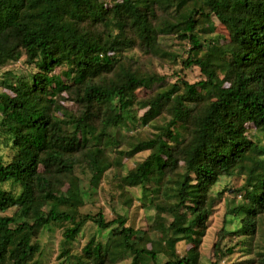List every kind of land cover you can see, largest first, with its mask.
Returning a JSON list of instances; mask_svg holds the SVG:
<instances>
[{
    "label": "trees",
    "instance_id": "16d2710c",
    "mask_svg": "<svg viewBox=\"0 0 264 264\" xmlns=\"http://www.w3.org/2000/svg\"><path fill=\"white\" fill-rule=\"evenodd\" d=\"M106 1L0 0V264H39L63 223V244L108 232L65 248L69 264H203L220 201L238 225L217 231L212 264H264V0ZM181 57L175 81L158 71ZM105 184L114 211L140 188L151 222L88 209Z\"/></svg>",
    "mask_w": 264,
    "mask_h": 264
},
{
    "label": "rangeland",
    "instance_id": "374dc122",
    "mask_svg": "<svg viewBox=\"0 0 264 264\" xmlns=\"http://www.w3.org/2000/svg\"><path fill=\"white\" fill-rule=\"evenodd\" d=\"M107 2L106 0H104ZM217 24V31L222 33L225 37L228 36V32L226 31L225 27L221 25L217 20H215ZM56 34L52 31L49 33V38L55 37ZM175 48L180 52L183 56L185 54V46L180 45L177 42H174ZM182 57L178 59V62H172L165 68H158V71L167 74L168 79L171 81H175L177 79V74L175 71H180L182 67ZM181 75L185 76L186 79L190 82H197L202 78L200 69L198 67H190L183 69ZM151 90H143L140 93H148ZM4 147V146H3ZM5 153H8V148L4 147ZM145 157V154L137 155L136 157L130 159L128 161L127 169L125 172H128L131 167L135 165L137 161H141ZM242 179H223L221 180L214 188L213 193H218L223 189L230 187L229 195L234 194L235 189L240 186ZM105 190L95 192L91 196V203L88 204V209L97 210L99 207H104V211L107 214H113L116 212L119 213H126L129 216V223L135 226L136 228L145 227L148 222H151L154 216V210L152 208H148L147 206H143V200L141 199V189L135 188L132 190L136 201L134 206L131 210L121 206L120 204H116L115 211L113 210V202L111 200L110 192L111 185L105 184ZM4 187H9V185H4ZM17 190L19 188L17 187ZM115 203V202H114ZM13 213L12 210H8L4 214L11 215ZM225 204L224 201H220L211 216L210 223H209V230L204 239L203 244V264H212V248L217 239V231L221 229L223 226L226 227L228 230H234L238 222L236 220L232 222H225ZM1 214V213H0ZM67 224H53L49 228L44 229L41 235V245H42V254L40 257L39 264H69V259L67 257H62L61 254L65 248L69 250V253L72 255L75 251L79 250L80 246L85 243L92 235H96L98 239L105 240L107 236V231H102L97 228L94 224L88 223L84 226L80 234L78 235L77 239L73 243H62L63 239V231ZM239 236L228 235L225 241L226 246H233L237 248L239 241ZM191 246L187 245L185 242H180L178 244V250L181 253L188 250ZM245 257L240 254H234L229 258H224L220 262V264H243ZM123 264V263H122ZM127 264V263H126Z\"/></svg>",
    "mask_w": 264,
    "mask_h": 264
}]
</instances>
